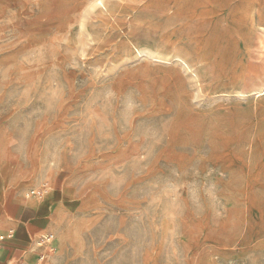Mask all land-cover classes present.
Returning <instances> with one entry per match:
<instances>
[{
  "label": "rangeland",
  "instance_id": "obj_1",
  "mask_svg": "<svg viewBox=\"0 0 264 264\" xmlns=\"http://www.w3.org/2000/svg\"><path fill=\"white\" fill-rule=\"evenodd\" d=\"M99 1L0 0V187L50 200L28 263L264 264V0Z\"/></svg>",
  "mask_w": 264,
  "mask_h": 264
},
{
  "label": "crops",
  "instance_id": "obj_2",
  "mask_svg": "<svg viewBox=\"0 0 264 264\" xmlns=\"http://www.w3.org/2000/svg\"><path fill=\"white\" fill-rule=\"evenodd\" d=\"M4 184L0 187V232L5 231L0 236L10 230L13 236L0 241V264H29L33 238L47 225L50 200L36 203L34 209L28 202L20 203L13 195H6Z\"/></svg>",
  "mask_w": 264,
  "mask_h": 264
},
{
  "label": "bare ground",
  "instance_id": "obj_3",
  "mask_svg": "<svg viewBox=\"0 0 264 264\" xmlns=\"http://www.w3.org/2000/svg\"><path fill=\"white\" fill-rule=\"evenodd\" d=\"M226 1V2H225ZM233 0H214V1H211L209 3V6L211 7V11L214 12L215 14H217V8H222L223 7V2H225V4L229 3V2H232ZM106 0H100L99 1V5L100 6H105V3ZM229 8V7H228ZM201 9V8H199ZM258 16V18H262V15L259 14V11H258V8L257 7H250L247 11V17L250 21V26L252 27L254 25V19ZM253 29H255V27H252ZM229 32L228 30L226 31L225 28H221V29H218L216 28L215 30H211L210 32H207V33H204L203 36L202 34L200 35L203 39V45L204 47H206V49H203V52H202V61L201 59L196 62L197 64V68L199 69V71H204L206 70V67L205 64L207 63V61L209 60V58L214 55L215 53L212 52L211 48H210V45H215V46H218L222 41H225L229 38ZM231 36V35H230ZM262 36V37H261ZM259 36V37H256V42H259L260 38L262 40H264V33H262V35ZM258 38V39H257ZM263 45V41L262 43H260V45ZM261 45V46H262ZM215 49H213L214 51ZM201 58V56H200ZM199 76V75H198ZM200 77H201V73H200ZM237 94L240 96V97H244L246 96L245 93H243V90L241 89H238L237 91ZM253 93H251V95H258V96H261V95H264V87L262 89H259V90H254L252 91ZM233 93V92H232ZM236 94V93H235ZM234 94V95H235ZM236 97V96H235Z\"/></svg>",
  "mask_w": 264,
  "mask_h": 264
},
{
  "label": "built area",
  "instance_id": "obj_4",
  "mask_svg": "<svg viewBox=\"0 0 264 264\" xmlns=\"http://www.w3.org/2000/svg\"><path fill=\"white\" fill-rule=\"evenodd\" d=\"M45 195H46V190L43 189V188L30 190L28 192V196L32 197V198H34L36 200H42ZM12 236H13V231L10 230V231L7 232V234L5 236H0V241H3L5 238H12ZM52 238L53 237L51 235H48L47 237H45L43 239H40L39 240V245L52 242L53 241ZM45 257H46L45 255H39L37 257V260H36L35 264H44L45 263Z\"/></svg>",
  "mask_w": 264,
  "mask_h": 264
}]
</instances>
